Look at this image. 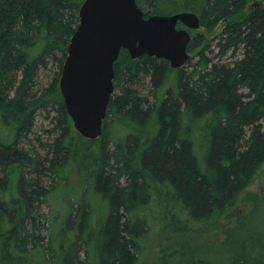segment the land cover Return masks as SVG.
<instances>
[{"label":"trees","instance_id":"16d2710c","mask_svg":"<svg viewBox=\"0 0 264 264\" xmlns=\"http://www.w3.org/2000/svg\"><path fill=\"white\" fill-rule=\"evenodd\" d=\"M83 1L0 0V264H142L154 228L228 215L264 165V0H135L144 17L194 13L198 60L122 50L94 140L59 92ZM170 249L161 264H206ZM255 253L225 264H264Z\"/></svg>","mask_w":264,"mask_h":264},{"label":"water","instance_id":"95a60500","mask_svg":"<svg viewBox=\"0 0 264 264\" xmlns=\"http://www.w3.org/2000/svg\"><path fill=\"white\" fill-rule=\"evenodd\" d=\"M78 17L59 92L76 131L93 140L102 132L120 52L125 50L132 59H164L171 68H180L190 59L188 30H198L200 24L192 12L144 17L135 0H84Z\"/></svg>","mask_w":264,"mask_h":264},{"label":"rangeland","instance_id":"374dc122","mask_svg":"<svg viewBox=\"0 0 264 264\" xmlns=\"http://www.w3.org/2000/svg\"><path fill=\"white\" fill-rule=\"evenodd\" d=\"M248 9L249 6L244 14ZM221 28L222 25H219L213 34L206 35V38L209 39L213 35H217ZM196 53V51L189 53L190 63H195L198 60ZM43 78L46 80L45 76ZM41 126L42 128H40ZM46 128L47 123L40 119L36 124L34 133L36 136L45 139L46 136L42 130ZM34 135L30 138L32 142H35ZM71 184L76 188L81 186L76 177L71 178ZM65 192H67V188L59 190L56 195L60 197ZM54 201L56 202L44 207L46 213L61 210V205L57 203V199ZM159 229L161 231L156 233L154 228V236H151V249L146 254L142 264H161L160 259L167 258L172 247L182 249L185 247L189 251H194L197 253L193 254L194 260L206 264H225L234 252L241 249H244L246 255L256 250L254 257L263 256L264 258V254L259 251L261 241L264 240V165L228 215L215 221L200 224L191 223L185 228L175 229V232L170 228ZM255 231L257 233H253ZM172 242L175 246L171 245Z\"/></svg>","mask_w":264,"mask_h":264},{"label":"bare ground","instance_id":"6f19581e","mask_svg":"<svg viewBox=\"0 0 264 264\" xmlns=\"http://www.w3.org/2000/svg\"><path fill=\"white\" fill-rule=\"evenodd\" d=\"M63 100V99H62ZM68 114V113H67ZM70 117V116H69ZM105 119V118H104ZM103 122H104V120H103ZM73 124V123H72ZM73 127H74V125H73ZM75 129V128H74ZM75 131H76V129H75ZM77 132V131H76ZM78 133V132H77ZM79 134V133H78ZM80 135V134H79ZM81 136V135H80ZM82 137V136H81ZM84 138V137H83ZM87 139V138H86ZM97 139V138H96ZM91 140V139H90ZM94 140V139H93Z\"/></svg>","mask_w":264,"mask_h":264}]
</instances>
